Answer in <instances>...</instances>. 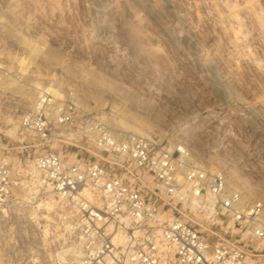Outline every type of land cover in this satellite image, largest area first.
Instances as JSON below:
<instances>
[{"label":"rangeland","instance_id":"1","mask_svg":"<svg viewBox=\"0 0 264 264\" xmlns=\"http://www.w3.org/2000/svg\"><path fill=\"white\" fill-rule=\"evenodd\" d=\"M0 58V153L21 180L12 215L34 221L19 254L32 244L47 259L73 251L72 235L53 225L72 209L33 165L43 146L19 127L47 82L61 89L54 102L77 95L114 132L183 146L193 164L223 169L230 186L264 203V0H0ZM70 136L47 147L80 163L105 156ZM168 202H159L162 221H188L264 263L263 242Z\"/></svg>","mask_w":264,"mask_h":264},{"label":"built area","instance_id":"2","mask_svg":"<svg viewBox=\"0 0 264 264\" xmlns=\"http://www.w3.org/2000/svg\"><path fill=\"white\" fill-rule=\"evenodd\" d=\"M4 73L0 58V76ZM72 97L56 103L41 94L19 127L43 146L33 165L58 200L72 209L53 225L72 235L73 251L47 259L32 244L27 255L19 254L25 241L21 232L29 240L34 221L23 213L20 223L13 219L21 180L9 156L0 153V264H264L254 262L244 246L226 238L212 241L188 221H162L159 205L165 198L177 211L179 205L191 204L212 222L226 223L228 229L232 223L264 243L263 201H249L229 186L223 169L193 164L183 146L170 150L143 134L117 135L103 116L86 114ZM72 134L89 137L105 156L80 163L47 147Z\"/></svg>","mask_w":264,"mask_h":264},{"label":"bare ground","instance_id":"3","mask_svg":"<svg viewBox=\"0 0 264 264\" xmlns=\"http://www.w3.org/2000/svg\"><path fill=\"white\" fill-rule=\"evenodd\" d=\"M42 89H44L43 91H47V93H41L43 95H45L46 97H55V96H59V95H62V92H61V89L60 88H56L54 87V85L52 83H43L42 84ZM29 92V91H28ZM36 86H33V91L31 92V96L33 97L34 94H36ZM30 94V93H29ZM64 94V93H63ZM67 94V93H66ZM27 96V94H25ZM65 96V95H64ZM29 97V95H28ZM27 98V97H26ZM51 100L54 99V98H50ZM73 100H75L77 103L81 104V105H84V102L77 97V95L73 96L72 97ZM116 133V132H115ZM117 135H120L118 133H116ZM121 135H126L125 133L124 134H121ZM230 186V185H229ZM232 187V186H231ZM47 204V207L50 203H46ZM38 205H40V203H38Z\"/></svg>","mask_w":264,"mask_h":264}]
</instances>
